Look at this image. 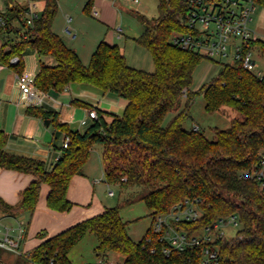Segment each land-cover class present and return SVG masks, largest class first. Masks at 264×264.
Masks as SVG:
<instances>
[{
	"label": "trees",
	"instance_id": "obj_1",
	"mask_svg": "<svg viewBox=\"0 0 264 264\" xmlns=\"http://www.w3.org/2000/svg\"><path fill=\"white\" fill-rule=\"evenodd\" d=\"M92 2L85 3V12H90ZM57 9L58 0H45L39 16L27 25L23 19L25 7H9L12 14H7L8 20L16 18L27 36L7 30L0 62L21 72L25 48L52 55L56 65L42 64L34 76L40 90L61 92L71 83H83L102 93H116L127 104L119 115L73 99L74 105L93 108L97 113L82 132L61 122L57 111L27 106V115L48 119L55 130L70 137L67 147L59 148L51 168L43 160L8 152V135L0 128V166L35 176L20 191L17 204L0 198V212L11 217L32 213L42 184L49 186L48 208L71 210L74 203L67 198L68 186L73 176L83 174L95 144L103 146L105 182L119 185L126 195L117 206L104 207L101 213L44 238L18 260L48 264L53 259V264H75L68 257L69 251L87 233H93L99 257L115 252L124 256L123 264H199L187 250H171L166 255V241L152 231L157 214L169 212L185 198H198L201 215L195 220L174 222V226L193 232L219 218L237 215L240 227L234 236L217 241V264H264V194L255 180L241 176L257 165L259 152L264 149V79L236 64L222 63L214 78L191 91L194 69L203 57L171 42L173 33L186 31L188 5L183 0H157L156 17L138 15L143 29L134 41L149 52L153 71L130 66L120 47L104 40L98 42L84 64L52 30ZM252 46L264 55V40L257 38ZM13 56L19 59L15 64L10 63ZM196 94H202L207 112L227 107L238 113L228 127L214 129L213 139L201 129L184 128ZM184 98L185 105L179 110ZM173 111L175 115L163 125L166 114ZM133 187L137 189L131 190ZM137 201L144 202L152 222L144 236L134 241L120 208Z\"/></svg>",
	"mask_w": 264,
	"mask_h": 264
},
{
	"label": "rangeland",
	"instance_id": "obj_2",
	"mask_svg": "<svg viewBox=\"0 0 264 264\" xmlns=\"http://www.w3.org/2000/svg\"><path fill=\"white\" fill-rule=\"evenodd\" d=\"M8 0H0V11L4 12ZM21 2L22 0H13ZM88 0H58V9L53 20V29L57 34L79 51V55L83 62L87 64L90 59L91 47H93L101 38L115 41L123 51L127 62L133 67L143 70H154V64L151 61V56L146 49L139 46L132 38H125L123 35L137 37L141 30L142 23L138 19L136 12L146 15L149 18L157 16V0H139L138 4H133L126 0H93L90 12L84 11V5ZM43 0H38L37 7L41 10ZM95 11V12H94ZM12 14V12H8ZM15 21L16 18L11 19ZM249 26L258 36L264 40V3L258 2L253 13V18ZM120 34V36H119ZM13 36V33L10 34ZM4 38L0 34V49L2 48ZM255 66L251 70L255 75L258 71L264 73V55L256 48L252 50ZM24 60V74L31 75V70L35 61V53L29 48H25L22 53ZM232 58L229 56L218 59L203 58L195 67L193 72V80L189 87L191 91H195L203 84L208 83L214 78L221 68L222 63L232 64ZM32 76V75H31ZM16 94L19 96L18 87L15 88ZM29 95V94H28ZM26 95H21L25 97ZM30 96V95H29ZM110 96L119 98V102H124L126 99L113 92H108L106 95H101L100 104L109 107L118 106L116 99ZM27 98V96H26ZM33 98V97H32ZM25 99V98H24ZM99 99H95L97 103ZM127 101V100H126ZM185 98L181 102V110L185 105ZM124 104V103H123ZM102 106V107H103ZM78 110L76 115L78 123L83 127L85 121L82 117L84 108L81 105H74ZM101 107V106H100ZM122 113V110L119 111ZM176 112L166 114L163 125H165ZM238 113L231 108H225L222 111L207 112L205 110V100L202 94H196L192 103L189 106L188 114L184 122L185 129H191L194 124L199 126L205 136L209 139L214 137L215 128H226L230 124V119L236 117ZM76 121V120H75ZM92 123V119L89 118ZM87 123V122H86ZM89 160H87L86 168L91 177L96 180L94 182L96 193L100 200L106 206H117L121 203L126 195L125 191H121L117 184H107L104 180V163H103V146L95 144L91 148ZM137 189L136 187L131 190ZM112 190V194L109 191ZM150 211L142 201H137L130 205H125L120 208L122 219L128 222L127 231L134 241H139L145 234L152 222ZM19 216L11 217L4 216L0 212V232L4 230V226L11 228V231H16L18 226ZM240 225L230 226L225 229L226 237L234 236L235 231ZM98 241L93 233H87L78 243H76L68 253L69 259L75 264L94 263L99 256L95 251ZM18 255L15 252L0 247V258L7 264H30L22 259L18 260ZM108 261L114 264H123L124 256L115 252H108L104 255Z\"/></svg>",
	"mask_w": 264,
	"mask_h": 264
},
{
	"label": "crops",
	"instance_id": "obj_3",
	"mask_svg": "<svg viewBox=\"0 0 264 264\" xmlns=\"http://www.w3.org/2000/svg\"><path fill=\"white\" fill-rule=\"evenodd\" d=\"M126 1H130L133 4L139 3H134L132 0ZM44 2L45 0H43L42 8L44 6ZM16 4L25 7L27 5V0H22L21 2L8 0L6 9L4 10L6 16L8 12H10L9 7ZM36 9L40 13L41 10H39L38 7H36ZM139 14L141 13L136 12L137 17ZM14 22L17 23V20ZM142 29L143 26H141V30L137 35L141 33ZM52 30L57 33L53 29V26ZM0 34L5 41L8 36L1 31ZM123 36L125 38H132L134 41V37H130L128 35ZM100 40H104L109 44L116 43L115 41L106 40L104 37L99 39V41ZM98 42L91 47L90 56ZM66 44L68 45V43ZM68 46L73 48L80 57L79 51L75 49V47L70 45ZM34 53L35 61L31 70L32 76L27 75L32 80L42 64L54 66L57 63L56 59L52 55H39L36 51H34ZM81 61L83 62V59H81ZM22 63L23 67L21 72L24 74L23 58ZM127 63L129 64V62ZM16 87H18L19 96L16 94ZM107 93L108 92L102 93L99 89L87 84L71 83L61 92L55 90L45 92L43 101L41 103H36L34 98L20 90L15 78V70L0 62V128H2L8 135L6 150L11 153L31 156L43 160L46 163V166L51 168L60 153L59 148L63 144L64 134L55 130L50 121L49 124L46 125L43 119L27 115L25 113L26 107L30 105H38L47 110L57 111L61 122H67L71 129H77L82 132L91 124L89 121L90 117L88 116V111L91 109L85 107L83 109L84 113H79L82 114V118L84 120L88 119V121L84 122L87 125L82 128L76 117L78 110L75 107H72L73 103H71V101L73 99H78L92 104L101 110L120 115L119 111L122 110L123 112L127 101L125 100L124 102H119V98L110 96L116 99L118 106L121 107L111 105L109 107L103 106L100 104L99 98L101 95L104 96ZM22 94L26 95L27 98L26 96L21 97ZM95 99H99V101L96 103ZM86 164L84 166L83 174L73 176L68 186L67 198L74 203L71 210L59 212L48 208L46 205V197L49 192V186L47 184H42L34 211L30 214L27 212L21 213L19 215L20 219H16V221L21 223L24 227V242L21 247L24 252L31 250L44 238L54 235L82 220L95 216L101 213L104 207H108L102 203L97 195L94 184L96 180H94V178L89 174L90 172H88ZM34 178L35 176L30 173H23L13 169H5L0 166L1 200L11 205L17 204L20 200V191L23 190ZM40 232H43L42 236L39 235Z\"/></svg>",
	"mask_w": 264,
	"mask_h": 264
},
{
	"label": "built area",
	"instance_id": "obj_4",
	"mask_svg": "<svg viewBox=\"0 0 264 264\" xmlns=\"http://www.w3.org/2000/svg\"><path fill=\"white\" fill-rule=\"evenodd\" d=\"M138 3L139 0H132ZM188 5L184 18L186 31L172 34L171 42L182 49L194 51L206 59H218L231 57L232 63L243 69L252 70L255 66L252 46L258 36L252 32L249 23L258 2L262 0H183ZM37 0H27L23 12V19L27 25H32L34 19L39 16L36 9ZM17 20V19H16ZM17 30L23 37L26 33L19 22L9 21L4 12L0 11V31L7 34V30ZM18 57L10 58V63L18 62ZM256 76L264 79V73L258 71ZM15 78L20 90L29 94L41 103L45 92L40 90L27 75L15 70ZM90 118H96L94 109L88 111ZM199 129L198 125L192 127ZM70 137L65 134L63 147H67ZM59 156V154H58ZM57 156V157H58ZM242 177H248L257 182L261 192L264 194V149L259 152L258 163L249 171L241 173ZM112 194V190L109 191ZM198 198H185L172 206L169 212L157 214L152 222V231L159 234V239L165 240L163 252L168 255L171 250L189 251L190 255L196 257L199 264H217L219 260L217 241L225 235V229L230 226L239 225L237 215L219 218L212 224L206 225L200 230L188 232L185 229H177L174 222L191 221L201 215L198 207ZM235 234V233H234ZM24 242V227L18 223L16 231L4 226L0 232V247H4L23 255L21 249ZM0 264H7L0 258ZM48 264H53V259ZM93 264H114L104 257H99Z\"/></svg>",
	"mask_w": 264,
	"mask_h": 264
},
{
	"label": "water",
	"instance_id": "obj_5",
	"mask_svg": "<svg viewBox=\"0 0 264 264\" xmlns=\"http://www.w3.org/2000/svg\"><path fill=\"white\" fill-rule=\"evenodd\" d=\"M44 122H45L46 125L49 124V120L48 119H45Z\"/></svg>",
	"mask_w": 264,
	"mask_h": 264
}]
</instances>
